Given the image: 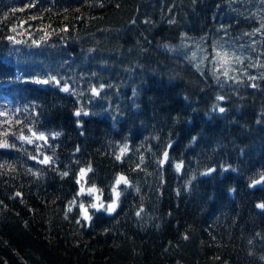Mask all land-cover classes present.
<instances>
[{
    "label": "trees",
    "instance_id": "1",
    "mask_svg": "<svg viewBox=\"0 0 264 264\" xmlns=\"http://www.w3.org/2000/svg\"><path fill=\"white\" fill-rule=\"evenodd\" d=\"M28 2L0 0V111L22 121L12 132L48 135L36 143L54 163L14 136L19 151L0 149V264H264V183L249 187L264 175V30L252 34L264 0H35L11 12ZM215 51L242 58L235 80L212 74ZM49 75L71 92L35 82ZM89 165L82 183L105 205L117 174L131 186L85 221L76 180Z\"/></svg>",
    "mask_w": 264,
    "mask_h": 264
},
{
    "label": "snow or ice",
    "instance_id": "2",
    "mask_svg": "<svg viewBox=\"0 0 264 264\" xmlns=\"http://www.w3.org/2000/svg\"><path fill=\"white\" fill-rule=\"evenodd\" d=\"M35 6H36L35 0H29V2L24 4L23 7H20V8L13 7L11 9V12L12 13L24 12L25 10L34 8ZM38 18L39 17H35V16L30 17V19H38ZM7 19H8V16H7V14H5L4 20H7ZM262 30H264V23L261 24L260 28L255 29L254 33H252V34L254 35L256 33H260V32H262ZM11 31H13V32L16 31L15 25L11 28ZM7 39L12 41L13 43H19L20 42V41L15 40V37H13V36H9V37H7ZM33 43L35 44L38 42L33 41ZM212 62L216 66L212 74L214 76H216L217 80H219V78H220L219 75H217V73H219L220 75H223L226 78V80H235V77L229 75V73L233 71L232 65L234 63L235 64L242 63L243 61H242V58L240 56H235L234 54H230L228 51H215V56L213 57ZM262 66H264V65H262ZM197 68L199 70V65H197ZM248 78L250 80H256L257 79L256 76H249ZM35 82L38 84H44V85L51 84L55 87H58L60 89V91H62V92H66V93L71 92L70 87L66 83L62 85L61 81L59 79H57L56 76H54V75H49L45 79H37ZM237 82H239V81H237ZM252 86L255 87V85H252ZM91 92L93 95H98V90L96 88H92ZM217 99L222 100L223 97L218 96ZM219 111L224 112V108H222V107L219 108ZM81 114L88 115V113L83 112L82 109L77 110L74 113V115H76V116H80ZM0 117L4 118L2 121H0V129H2V130H0V149L12 148V149H16L17 151H19L16 144L13 142H10V140L8 139L10 136H14L16 140H19L22 143H26L29 145H32V144L36 143L37 141H42L44 143V145H47L48 135H46L44 132L34 130L32 127H28V133L30 135H25L23 129H20L19 133L12 132L11 129H12V127H14V124L19 125L22 123V121L17 119L13 122L12 116L7 111H0ZM5 125H7V127H4ZM25 127H27V126L25 125ZM58 135H60V134L54 133V134H52V138L55 139ZM193 139H195V137ZM36 148H37L36 154L30 155L29 159H33L37 163L44 164V165H50V164L54 163L52 156L43 154V152L41 151V145L40 144L36 143ZM126 152H127V145H124L123 147L120 148V152L118 155H116V159L120 160L121 157L126 154ZM162 155H163V158L158 161V163L161 166H163L169 159L167 151H164ZM40 156H42L43 158L40 159L39 158ZM140 159H141V163H143V157H141ZM4 167H5V165L0 164V168H4ZM7 167L10 170H12L10 165ZM137 167H139V166H137ZM175 167H176L177 172H179L181 167H182V163H177L175 165ZM29 171H31V169ZM91 171H92V168L90 165L87 168H81L79 170V178L76 180V183L80 185V190L77 193L78 196L83 195V194L93 195V194L100 193V190L96 188L95 184H93L91 187H88L87 189H85L84 183H81V181H83L84 178L87 176V173L91 172ZM211 171H212V169H209V172H211ZM204 174H208V173H204ZM33 175H37V173L34 172ZM67 175H68V172H66V171L61 173L62 177L67 176ZM261 183H264V175H261L260 179L252 180L249 187H253L256 184H261ZM121 184L125 185L126 187L131 186V184H130V182L126 176H124L123 174H117V176L115 177L114 183L111 185L112 200H111V203H109L107 205H105V203L100 200V195H98V194L95 195V197H94L95 200L97 201L96 203H89L87 205V207L83 203L79 204L83 219L85 221L91 220V216L89 215V212H88L89 208L96 209L97 211H99L100 209H103L104 211L108 212L109 214L114 212L116 207L118 206L119 198L122 194L121 191L119 190V186ZM137 191H139V189H137ZM21 195L22 194L20 192L15 193V196H17V197H19ZM75 203H76L75 200L69 202L68 211H71V205H73ZM257 207L264 209V203L257 204ZM142 211H143L142 208L139 211H137V213H136L137 217H139L141 215ZM77 223H80V221H77ZM185 239H187V237H185Z\"/></svg>",
    "mask_w": 264,
    "mask_h": 264
},
{
    "label": "rangeland",
    "instance_id": "3",
    "mask_svg": "<svg viewBox=\"0 0 264 264\" xmlns=\"http://www.w3.org/2000/svg\"><path fill=\"white\" fill-rule=\"evenodd\" d=\"M196 49L199 51V52H201V49L197 46L196 47ZM204 54V53H203ZM210 59H212L213 60V56H210ZM78 178H79V174H78ZM81 183H82V181H81ZM79 185V184H78ZM85 189H87V188H85ZM79 190H80V185L78 186V191L77 192H79ZM95 195H97V194H93V195H88V194H83V195H79V196H85V197H88L89 199H90V203H96L97 201L95 200ZM111 203V202H110ZM109 204V203H108ZM106 212V211H105ZM108 213V212H107ZM81 215H82V213H81Z\"/></svg>",
    "mask_w": 264,
    "mask_h": 264
}]
</instances>
